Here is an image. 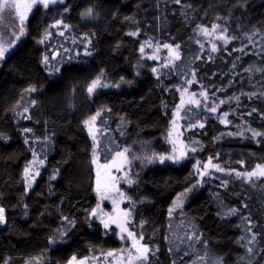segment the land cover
I'll return each mask as SVG.
<instances>
[{"label":"trees","instance_id":"16d2710c","mask_svg":"<svg viewBox=\"0 0 264 264\" xmlns=\"http://www.w3.org/2000/svg\"><path fill=\"white\" fill-rule=\"evenodd\" d=\"M88 8L93 16L83 17ZM213 24L211 35L200 32ZM27 34L0 68V264H67L119 247L91 215L94 146L83 123L101 109L97 155L108 162L129 149V228L151 249L145 264H264V177L236 175L264 165V136L253 137L264 133V0H64L37 9ZM145 42L159 63L143 58ZM164 44L179 45L180 58L171 60ZM50 48L60 57L45 63ZM101 73L109 86L89 94ZM186 88L200 102L182 114L190 158L134 161L167 152L164 136ZM209 158L224 171L210 168L198 180L194 163ZM34 160L39 175L28 187L24 169ZM188 189L189 214L173 218Z\"/></svg>","mask_w":264,"mask_h":264},{"label":"snow or ice","instance_id":"6c2138e0","mask_svg":"<svg viewBox=\"0 0 264 264\" xmlns=\"http://www.w3.org/2000/svg\"><path fill=\"white\" fill-rule=\"evenodd\" d=\"M57 2H58V0H0V16H2V14L5 11L14 12L15 15L19 18V21H20L19 31L22 35L24 33V27H23L24 21L27 19L28 13L32 10V8L36 4H41V5H43V7L47 8L49 6V4H55ZM175 2L179 3L180 0H175ZM65 11H67V9H65ZM82 16L83 17H92L93 16V9L88 8L84 13H82ZM62 23H63V21L58 20V21H56V25H54V26H58ZM64 27L68 28L69 26L65 24ZM218 27H219V25L213 24L211 32H210V30L207 27L201 26L200 32L204 35H211L213 32H215L218 29ZM225 31H226V29H225ZM48 35H49V33L45 34L46 37ZM130 35L135 36V35H137V33L132 32V33H130ZM217 38L223 40L225 44H227L229 42V39H230L229 37L225 36L223 33H221V35ZM17 39H18V37H17ZM40 42L43 43V40H41ZM145 44L148 47L152 46L149 42H145ZM10 47H11V45L6 46L3 42H0V60H3L5 58V54L9 52ZM163 47L170 50V56H172L173 59H179L180 58L179 52L176 51V49L179 48V45H176L175 48H173L172 45L164 44ZM216 50H217V47L215 44H213L212 51H216ZM140 51L141 52L144 51V46L141 47ZM85 54L91 55L90 52H86ZM150 58L156 59L157 57L153 56ZM47 61H48V57L45 56L44 62L47 63ZM56 71H59V69H56ZM155 71H156V69L154 68L153 72H155ZM102 76H103V73H101L100 76H97L91 82V84L88 86L87 91L89 94H92L99 87H108L109 86L106 83H102ZM121 81L123 82V78H121ZM189 83H191V81H189ZM115 86L118 87L119 85H115ZM26 91H36V89L34 87H32V88L27 89ZM201 95L205 96V98H207L206 93L202 92ZM236 99H239V98L237 97ZM32 103L35 104L36 101H32ZM185 103L199 105L200 102L198 100H195L192 98L188 99L187 101L182 99L181 105L178 106V110H177L176 115L179 114V108L182 107ZM221 103H223V101H221ZM27 110L28 109L25 108V112H27ZM102 111H104V109L97 111L95 113V115H92L91 117H89V119L84 121V124L88 127L89 134L92 136L93 141H96L95 124H96L97 118L101 116ZM209 111L216 112V108L212 107L209 109ZM224 115L227 116V113H225ZM222 122L228 123V121H226V120L222 121ZM172 124H173V128L168 134L169 137L173 136V133L176 132L177 127H178L176 125L175 120H173ZM199 126L203 127L204 125L200 124ZM25 131H30V129H25ZM257 136H264V133L257 132V131L253 130V137H257ZM171 142L173 144L176 143V141L174 139ZM97 147H98V145H97ZM97 147L93 148V159H92V163L97 166L95 191L101 200L112 199V203L114 205L113 212L115 213L114 215L104 214L108 218L107 219L101 218V222L103 223V226L105 229H107L110 224H115L120 229L121 234H123V233L127 234V236L121 235L120 238L121 239H128L131 241V245L129 248L120 249V250H116V251H108L107 253L104 254L105 258L114 257V256L118 257L115 261V264H145V262H147V260L149 258V254L151 252V249L149 248V246L147 244L142 243V241L144 239L142 234L139 237H137V235L134 232L129 231V229L127 228L126 225L129 222V217L131 216V211L121 209L119 207V201H117L116 199H113L112 195H111L112 193H117L119 195V197L121 198V200L130 199L128 197H125L124 193L120 192V190L116 187L117 183L119 182V179H121V178L112 175V169H115L117 172L122 171L124 164L129 163V161L127 159V155H126V153L129 151V149L124 148L122 151L116 152L112 161H110L107 164H100L99 158L97 155ZM173 151L175 152L176 149L174 148ZM191 151L195 152L196 149L193 148V149H191ZM185 155H186V153L183 151V149H181L179 152V155H176V156L170 155V156L165 157L163 155H160L157 157L156 154H153V156H149L146 159H147L148 163H152L153 160L157 159V158L159 159V161L161 163H163L165 161V159H169V160H173V161L178 162L180 159H183ZM34 156H35V154H34ZM36 162H37L36 160L29 162V164L24 169V177H25V180H26L28 187H31L32 182L35 180V176L32 175L31 170H32L33 164ZM38 163L43 164L44 161L39 160ZM199 166H200V162L198 161L197 165H195L194 167H197V169H199ZM210 168L216 169L217 171H220V172L224 171V169L222 167H220L218 164L212 163V158H209L208 163L203 165L204 170L202 172H200V175L201 176L208 175L209 174L208 170ZM101 169H103L104 171L102 172ZM36 175H39V173L37 172ZM236 175L237 176H243L247 180H251L253 177L262 178V177H264V165L257 164L254 170H252L250 172H246V173L237 172ZM52 178L54 179L55 177L53 176ZM123 179H126V182L129 185L134 183V181L132 179H127L126 174H125V177H123ZM225 186H226V182H225ZM187 191H191V189H188L185 192H182L177 196L176 200L174 201L173 208H181L183 206V197L187 194ZM245 207H246V205H245ZM99 208H100V205L98 204L96 209L92 210L91 215L96 216L97 210ZM172 210L173 209L169 210L170 214H171ZM237 211H238L237 209L232 208V209H229V212L227 214L234 215L237 213ZM4 213H5V210L3 208H0V224H4L6 222ZM64 219L67 220L68 218L64 217ZM245 219H247V218H245ZM68 223L73 224L74 221H68ZM249 231H250V229H249ZM192 238H193L192 236L189 237V239H192ZM195 239L199 240V236H196ZM255 240H256V235L253 234L249 243H253V242H255ZM247 251L249 253H251L253 250H252V248H248ZM120 253H127V255L122 256V255H119ZM88 259H89L88 257H85L83 259L78 260L77 257L74 255L68 261V264H87ZM199 259H204V258L200 257ZM241 259H244V258L241 257ZM173 264H175V262H173ZM193 264H195V262H193ZM215 264H222V260L218 259L215 262Z\"/></svg>","mask_w":264,"mask_h":264},{"label":"rangeland","instance_id":"374dc122","mask_svg":"<svg viewBox=\"0 0 264 264\" xmlns=\"http://www.w3.org/2000/svg\"><path fill=\"white\" fill-rule=\"evenodd\" d=\"M63 1L64 0H58V2L55 3V4H49V6L47 8L43 7V5H41V4H36L32 8V10L28 13L27 19L24 21V24H23L24 33L22 35H21L20 31H19V28H20L19 18L15 15L14 12L5 11L2 14V16H0V42H3L6 46L7 45H11V47L9 49V52L5 54V58L13 50H15L16 47L20 43H22L27 38V35H28L27 34V23H28V20L34 15V13L37 11V9L43 7L44 9L47 10L48 8H53V7L57 6V5H59ZM54 25H55V23L50 24L49 30H52L54 28ZM46 33H48V32H44V35H43V37L41 39V40H43V43L47 42L48 39H49V35L47 37L45 36ZM17 37H18V39H17ZM212 46H213V43L210 42V49H212ZM146 48H151V47H146ZM146 48H144V51H143V52H146V53L143 54V58H147L149 60H153V62H155L156 64L159 63L160 58L158 57V54L156 53V51H152V48L149 49V51H148V49L146 50ZM167 51H168L169 58L171 60H173L172 56H170V50L168 49ZM46 56L48 57V61H50V59L52 61H57L58 58L60 57L59 56V51L55 50L53 48L49 49L48 54ZM153 56H155L157 58L156 59H151L150 57H153ZM4 59L0 60V68L2 66V63H3ZM188 89L189 88L183 89L180 92L179 103H178V105L176 106V108L174 109V111L172 113V118L170 120L169 127L167 129L166 135L164 136V142L166 143L168 149H167V152L165 154H163V156L167 157V156H170V155H173V156L179 155V152H180L181 149H183V151L186 153V155L184 156L183 159H180L178 162L173 161V160H169V159H165V161L163 163H168V164H171V165L179 166V165H182L185 161H187L190 158V155H191L190 154V149H189V147L187 146V144H186V142L184 140V135L186 133V129L182 125V114H183V111H184V109L186 107H188L189 105H194L195 106L196 104L185 103L182 107L179 108V114L176 115L177 110H178V106L181 105V100L182 99L185 100V101H187L190 98L194 99L193 95L188 92ZM194 106H192V107H194ZM173 120L176 121V125L178 127H177L176 132L173 133V136L169 137L168 134L173 128V124H172ZM83 129H84V132L87 135V137L92 141L93 146L97 147L99 139H100V133H99V130L97 128V125L95 124L96 141H93L92 136L89 134L88 127L84 123H83ZM173 139L176 141L175 144H173L171 142ZM174 148L176 149L175 152L173 151ZM126 155H127L128 161L130 162L129 153L127 152ZM158 156H160V155H157V157ZM147 157H149V156H147L146 154H143L141 156H134L133 159H134V161L137 160V162H141L142 163L143 160H147L146 159ZM92 159H93V156H92ZM112 159L109 160L108 162H102L99 159V163L100 164H107L110 161H112ZM153 161L160 162L158 158L154 159ZM163 163L160 162V164H163ZM204 164H206V163L200 164L199 169H197V167H194V171H195V173L198 176V180H201L203 177L206 176V175L205 176H201L200 175V172H202L204 170L203 169V165ZM195 165H197V162L194 163V166ZM92 166H93V171H94V190H95V188H96L97 166L95 164H93V163H92ZM129 167H130L129 163H127V164H124L122 171L117 172L115 169H112V175L121 178V179H119V182L117 183L116 187L120 190V192L124 193L125 197H128V195H127V193L125 191V189H126L125 187L129 186V184L126 182V179H123V177H125V174H126L127 175V179H130V177H129ZM101 171L103 172L104 170L101 169ZM31 173H32V175L36 174V168L35 167H32ZM111 195H112L113 199H116L117 201H119V207L121 209L128 210L127 204L129 202V199L121 200V198L119 197V195L117 193H112ZM188 195H189V192L187 191V194L183 197V206L181 208H173V206H172L171 209H173L172 210V217L173 218H176V217H178L180 215L189 214V211H190V200H189V196ZM95 196H96V205H95L94 209H96L98 204L100 205V208L97 210V214H96L95 217L98 219V221L100 222L101 226L103 227V229L107 233H110L112 231L114 232L115 239L119 243V247L117 249L109 250V251H116V250H120V249L129 248L130 245H131V241L128 240V239H121L120 238L121 235L127 236L126 233L121 234L120 229L115 224H110L109 227L107 229H105L104 226H103V223L101 222V218H103V219H107L108 218L104 214H110V215H114L115 214L113 212L114 205L112 203V199L101 200L99 198V196L97 195L96 191H95ZM130 222H131V219L129 217V222L126 225L127 228L129 229V231H131L130 228H129ZM132 232H134V231H132ZM136 235H137V237H139L138 234H136ZM142 243H143V241H142ZM107 252L108 251H105V252H102V253H98V254H92V255L88 256L89 259L87 261V264H115V261H116V259L118 257L114 256V257L105 258L104 254L107 253ZM119 255L126 256L127 253H120Z\"/></svg>","mask_w":264,"mask_h":264},{"label":"flooded vegetation","instance_id":"af4514ba","mask_svg":"<svg viewBox=\"0 0 264 264\" xmlns=\"http://www.w3.org/2000/svg\"><path fill=\"white\" fill-rule=\"evenodd\" d=\"M30 19H31V18H30ZM28 21H29V20H28ZM27 24H28V23H27ZM9 55H10V54H9ZM9 55H8V56H9ZM8 56H7V57H8ZM7 57H6V58H7ZM6 58H5V59H6Z\"/></svg>","mask_w":264,"mask_h":264}]
</instances>
